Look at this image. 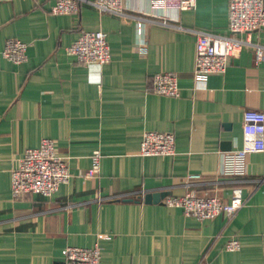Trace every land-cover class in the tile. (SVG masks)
<instances>
[{"label": "crops", "instance_id": "1", "mask_svg": "<svg viewBox=\"0 0 264 264\" xmlns=\"http://www.w3.org/2000/svg\"><path fill=\"white\" fill-rule=\"evenodd\" d=\"M55 0H0V264H63L66 246L101 248L99 264H264V151L245 157V173H221V154L240 147L242 112L264 113V58L245 46L221 74L195 75L191 31L229 34L228 0H196L186 11L153 10L150 0H124L135 20L80 3L76 14H52ZM162 22L186 30L165 26ZM101 30L110 59L79 63L66 47ZM244 38L245 34H236ZM264 47V29L249 34ZM28 44L26 60L1 56L5 40ZM175 72L179 96L157 95L152 77ZM144 131L172 132L171 156H140ZM52 139L70 178L51 197L13 196L10 171L20 154ZM99 150V172L85 178ZM199 174L188 180L187 174ZM243 206L211 220L184 216L162 202L188 189ZM141 192H164L144 203ZM97 196L119 197L98 203ZM240 238L235 251L226 242Z\"/></svg>", "mask_w": 264, "mask_h": 264}, {"label": "built area", "instance_id": "2", "mask_svg": "<svg viewBox=\"0 0 264 264\" xmlns=\"http://www.w3.org/2000/svg\"><path fill=\"white\" fill-rule=\"evenodd\" d=\"M124 0H55L50 8L52 14H76L80 3L86 2L99 12H108L122 18L135 20L136 38H144V22L146 18L131 16L122 11ZM196 0H150L153 10L173 9L190 10ZM165 26L186 30L177 25L162 22ZM227 29L229 34L219 35L201 30L191 31L195 36V75L221 74L228 67L227 60L236 57L245 46L255 50V62L264 58V47L251 43L249 34L264 29V0H228ZM236 34H245L244 38ZM28 44L14 38L5 40L1 56L13 64L26 60ZM66 52L84 65H103L110 59L109 46L105 34L101 30L83 32L74 42L66 47ZM152 89L157 95L178 97V78L175 72H158L152 77ZM175 138L172 132L144 131L139 143L140 156H171L174 151ZM264 151V113L254 109L242 112L240 147L221 154V173L225 176H238L245 173L244 160L248 154ZM99 150L90 156V166L84 177L91 178L99 172ZM199 174H187L188 180H195ZM70 173L67 161L56 150L55 142L43 137L39 145L24 150L10 171V188L13 196L21 193L40 194L51 197L61 185L68 183ZM144 193L141 192L142 199ZM119 199V197L97 196L98 203ZM163 205L180 208L184 216L198 220H211L219 214L232 217L244 204L240 190L232 189L230 202H222L216 196L198 195L188 189L180 196L166 197ZM225 250L235 251L240 247V238L231 237L225 244ZM63 264H99L101 248L97 243L82 248L66 246L61 250Z\"/></svg>", "mask_w": 264, "mask_h": 264}, {"label": "water", "instance_id": "3", "mask_svg": "<svg viewBox=\"0 0 264 264\" xmlns=\"http://www.w3.org/2000/svg\"><path fill=\"white\" fill-rule=\"evenodd\" d=\"M224 150H230V148H224ZM163 196H165L164 192H147L143 195L142 200L144 203H159Z\"/></svg>", "mask_w": 264, "mask_h": 264}]
</instances>
